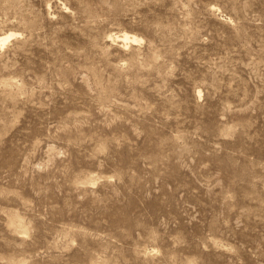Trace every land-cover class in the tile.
<instances>
[{
    "label": "rangeland",
    "instance_id": "1",
    "mask_svg": "<svg viewBox=\"0 0 264 264\" xmlns=\"http://www.w3.org/2000/svg\"><path fill=\"white\" fill-rule=\"evenodd\" d=\"M8 32L0 264H264V0H0Z\"/></svg>",
    "mask_w": 264,
    "mask_h": 264
},
{
    "label": "bare ground",
    "instance_id": "2",
    "mask_svg": "<svg viewBox=\"0 0 264 264\" xmlns=\"http://www.w3.org/2000/svg\"><path fill=\"white\" fill-rule=\"evenodd\" d=\"M18 34L13 33V32H8L4 35H0V47H4L7 45L8 42H10L13 38L17 37ZM117 39H121L126 45L128 44H136L142 41L140 38L130 35V34H123L121 36L116 37Z\"/></svg>",
    "mask_w": 264,
    "mask_h": 264
}]
</instances>
